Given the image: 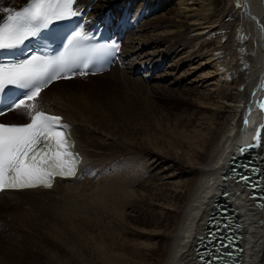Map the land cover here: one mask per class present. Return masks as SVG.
<instances>
[{
    "label": "bare ground",
    "instance_id": "obj_1",
    "mask_svg": "<svg viewBox=\"0 0 264 264\" xmlns=\"http://www.w3.org/2000/svg\"><path fill=\"white\" fill-rule=\"evenodd\" d=\"M25 1L18 0V3L21 5ZM91 1L79 0V3L86 5ZM156 1L159 3L160 0ZM228 2H232L231 7L226 5V0L160 1L158 11L161 14L157 16V28L151 34L153 37L160 31L155 40L167 46L166 52H161L155 63L159 67L170 56L178 66L189 64L192 74L210 67L207 74L215 78V85L208 86V78L202 85L204 103L200 109L205 111L204 115L199 119L193 115L191 118L184 114L176 116L175 128L162 131L159 138H149L152 148L137 152V144L124 146L116 137L121 132L120 126L125 122L127 110L116 106L113 96L116 97L118 88L131 81L128 72L115 74L108 82L109 87L103 90L94 86L92 89H62L61 84H69V81H57L41 92L39 101L55 105L56 108L48 105L50 113L62 117L63 121V118L68 120L75 149L82 157V167L87 169L84 174L87 179L83 178L85 182L82 179L83 185L79 184L81 175L79 179L78 176L67 181L56 180L50 189L0 192V213L4 208L9 214L10 211L17 212L16 221L27 228L29 222L24 218L28 209L54 207L51 227L45 228L51 231L49 238L53 235L58 240L69 233L56 231L61 226L60 222L72 224L81 220L83 223V220L87 222L96 216L98 221L104 219L106 228L114 227L123 241L129 238L128 224L142 225L145 228L138 234L140 242H137L140 258L134 264H200L195 246L203 238L215 202L221 199L223 192H228L229 196L224 200L237 212L236 218L241 226L239 244L244 251L243 264H264V200L261 206H256V200L248 197L249 190L236 184L227 174L228 163L234 152L237 153V147L245 145L259 133L261 142L257 146L256 157L262 164L261 174L264 176L261 96L257 97L258 104H251V100L256 99L255 89L264 71V0ZM92 8V16L107 10L113 13L108 4H93ZM227 12L242 16L244 34L249 35L251 42L247 45L246 55L244 43L232 39L229 31L224 32L233 26V23L223 24ZM193 33L195 35L191 36ZM224 39H227L225 43ZM144 40L134 44L131 50L139 52L151 44ZM177 47H181V53ZM126 48L128 50L129 47H123V50ZM154 59L130 63L131 71L145 67L154 71L157 67L152 63ZM202 59L206 60L201 62ZM248 64L250 67L243 71ZM114 69L95 77L106 76ZM201 78L204 79L203 76ZM215 96L218 105L214 102ZM14 114L18 115L8 113L7 118ZM101 148L118 154L109 157L95 153ZM120 150L134 153H122ZM164 155L173 162L171 167L164 168L167 164ZM97 158V162L93 161ZM60 186L66 188H61L57 197L36 196L54 192ZM19 195L23 197L19 198ZM144 209L147 211L142 212ZM140 214L145 217L140 218ZM148 215L154 216L151 222L147 220ZM76 230L73 228L74 232ZM161 243L164 250L156 254ZM107 251L110 250L105 248L104 254L112 257ZM10 252L0 248V264H28L22 255ZM149 254L157 255L158 261L152 262ZM115 264L129 263L118 258Z\"/></svg>",
    "mask_w": 264,
    "mask_h": 264
},
{
    "label": "rangeland",
    "instance_id": "obj_2",
    "mask_svg": "<svg viewBox=\"0 0 264 264\" xmlns=\"http://www.w3.org/2000/svg\"><path fill=\"white\" fill-rule=\"evenodd\" d=\"M160 1L163 2L164 0ZM160 1L158 3L156 0H95L96 4L94 3V5L104 6L108 4L113 12L116 11L120 13L126 11L131 22L136 27L135 32L129 33V35L124 38L126 41L122 48L126 46L130 48H128V50L126 48L124 51V53L128 55L126 67H115V71L110 74L108 73L106 76H99L98 78L93 77L92 79L76 78L75 80L69 81V84H61L62 89L66 88L68 90H78L84 87L92 89L93 86L103 90L109 87L108 82L114 78L115 74H119L124 71L128 72L130 74L131 81L118 88L116 90V97L113 96L115 98L114 104L127 110V115L124 119L125 122L122 124V127L120 126L121 132L116 137H118L117 140H120L124 146L132 147L137 144V152L143 149H151L152 144L148 142V139L151 137L159 138L162 131L175 128L176 125L174 121L177 117H180V115L184 114L186 115V118H191L193 115L192 117L195 116L197 119L204 115L205 111L200 109L204 103L202 85L206 82L207 78L208 86L215 85V78L213 76H208L207 74L210 67H206L204 70H198L197 73L192 74V72H190V68L188 67L189 64L178 66L175 63L174 57L171 56L162 61L160 64L162 68L158 71H155L156 69H154L152 73L151 69L148 67L144 77L140 74H134V71H131L133 70L131 69V64L134 62L141 61L142 63L143 61L155 58L152 61V63L155 64L161 57L160 53L166 52L167 46L165 45L164 47V44L162 45V43L155 40L156 35L158 37L160 31L154 33L153 37L151 35L153 30L157 28L155 21H158L156 18L161 14L158 11L161 4ZM19 4L18 0H0V16L4 13L5 8H18L22 5ZM226 5L231 7L232 2H228V0H226ZM237 10L235 9V11ZM234 17L236 16L228 13V16L225 18L223 24L228 25L233 23V26L228 28L230 30L224 32L229 31V35L232 39L235 38L244 43V55H246V49H248L247 45L251 43L250 37L249 35L244 34V24L240 20L242 16H237V20ZM217 32L219 33V31ZM194 35L195 33L191 36ZM142 40L145 42L149 41L151 44L139 52L137 50L132 51L131 47H133L134 44H140ZM226 41L227 39L223 40L224 43ZM168 43L169 45L172 44L170 42ZM177 49L181 53V47H177ZM140 56L142 58H140ZM205 60L206 59H202L201 62H204ZM249 65L250 64L242 70L245 71L248 69L250 67ZM154 66H157L156 68H158L159 64H155ZM193 70L195 71V69ZM201 76H203L204 79L201 78ZM215 99L214 102L216 103L218 100ZM40 104L45 108V110L52 112L48 108L49 104L44 102H41ZM49 106L56 108V106H52V104ZM224 106H226V104H224ZM62 110L64 111V109ZM16 114L18 115H11V117L5 120V122L21 123V120L23 119L22 115L19 113ZM63 119L66 122L68 121L66 118ZM101 149L102 150L95 151V153L105 154L109 157L112 154H118L110 149ZM126 151L127 150H120L119 152L125 153ZM128 153L131 154L134 152L130 151ZM163 157L167 161L164 168L171 167L173 162H169V157L165 155ZM93 161L97 162L98 158ZM83 178L87 179L83 175V177H81V181H79V184L81 185L85 182ZM63 187L64 186H60L54 192L45 194L42 193L36 196L39 198H45L48 196L57 197L61 193V188ZM65 188L66 187H64L63 190ZM22 197L23 196L19 195V198ZM138 206L139 205H137V207ZM52 208L53 209H51V207L39 209V207H35V209H28L27 207L26 209H28V213L24 218L25 221L29 222L27 224V228H24L21 223L16 221V216L18 215L17 212L10 211L9 214L5 208L2 209L0 213V248H5L6 251L11 250L12 254L22 255L21 257L25 258V262L28 264H115V261L118 258L128 261L129 264H134V262L140 258V254L138 252L139 245L137 242H140L138 234L142 232L145 228L144 226L128 224L129 238L128 240H125V242L113 229L114 227L106 228L104 219L98 221V219H95V216L87 222L83 220V223L81 220L75 221L72 224L60 222L61 229L57 227L56 231H66V234L68 232L69 233L63 236L62 239L58 240L53 235L49 238L48 234H51V231L48 229L46 230L45 228V226H47V228L51 227V223L53 222V213L55 209L54 207ZM146 211L147 209H144L142 212ZM140 215V218L145 217L143 214L141 216ZM13 216L15 218H13ZM134 217H137V215L135 214ZM153 217L154 216L148 215L147 220L151 222L154 219ZM72 227H76L78 231L76 230L74 232ZM63 228L64 230H62ZM31 231L33 233L28 235ZM142 241H144V238ZM105 248L112 251V253H110V251L106 252L109 255H112V257H107L104 254ZM163 250L164 245L161 243L156 254H159V251L161 253ZM16 257H18V255ZM149 259L152 262L158 261L157 255L149 254Z\"/></svg>",
    "mask_w": 264,
    "mask_h": 264
},
{
    "label": "snow or ice",
    "instance_id": "obj_3",
    "mask_svg": "<svg viewBox=\"0 0 264 264\" xmlns=\"http://www.w3.org/2000/svg\"><path fill=\"white\" fill-rule=\"evenodd\" d=\"M78 15L82 12L77 0H32L29 7L10 13L0 24V50L18 48L25 41L40 37L42 30H47L53 22ZM93 40V36L76 31L67 39V47L59 56L33 54L19 62L0 65V114L30 110L27 124L0 123V192L50 189L56 177L76 176L80 157L74 151L75 142L68 126L60 116L47 115L44 111L33 113L31 110L37 108V103L30 102L37 101L51 82L68 78V73L84 75L94 60L119 51L118 43L96 44ZM10 86L23 90L22 95L9 97L6 89Z\"/></svg>",
    "mask_w": 264,
    "mask_h": 264
},
{
    "label": "water",
    "instance_id": "obj_4",
    "mask_svg": "<svg viewBox=\"0 0 264 264\" xmlns=\"http://www.w3.org/2000/svg\"><path fill=\"white\" fill-rule=\"evenodd\" d=\"M261 76V80H259L260 82L255 89L254 96L256 99L251 100V104H258L257 97L259 98V96H261V106L264 113V96L262 97L264 93V71ZM260 142L261 136L257 139V135H255L253 139L248 141L245 145H239L236 149L237 153L234 152L233 156L230 158V162L228 163L230 168L227 170L228 178L234 180L236 184L245 186L249 190V193L252 194L251 198L258 201V206H261L264 200V197L261 196V194H263L264 184V176L261 174L262 164L257 161L258 159L256 157L258 155L256 149ZM241 149L245 150L242 152ZM228 196V192H223L220 195L221 199L215 202L214 209L207 219V227L203 234V238H201L200 242L197 244L199 247L195 251L197 257H202L200 260L201 264L206 263V261H208L207 264H212V257L216 256L214 255L215 249L212 248V245H215V243H213L214 239H206H210L211 235L221 234V232L217 230L218 228L224 232L227 231L224 233V237L228 236L227 240H222L221 237L218 238L219 240L227 241L228 244L233 246L239 241L236 235L240 233L241 226L239 219L236 218L237 212L227 200H224ZM222 216H227V218ZM223 223L226 225L223 226ZM222 241H219V245L221 246L218 249H222Z\"/></svg>",
    "mask_w": 264,
    "mask_h": 264
}]
</instances>
